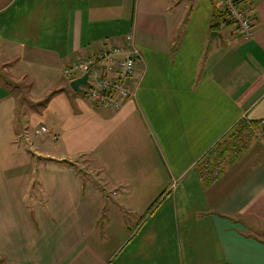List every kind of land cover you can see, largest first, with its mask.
<instances>
[{
	"label": "crops",
	"instance_id": "crops-1",
	"mask_svg": "<svg viewBox=\"0 0 264 264\" xmlns=\"http://www.w3.org/2000/svg\"><path fill=\"white\" fill-rule=\"evenodd\" d=\"M241 5L247 39L216 0H0V264H264V0ZM126 34L135 96L94 107L63 68Z\"/></svg>",
	"mask_w": 264,
	"mask_h": 264
},
{
	"label": "built area",
	"instance_id": "built-area-1",
	"mask_svg": "<svg viewBox=\"0 0 264 264\" xmlns=\"http://www.w3.org/2000/svg\"><path fill=\"white\" fill-rule=\"evenodd\" d=\"M220 13L219 26L231 23L238 35L247 39L253 21L241 5V0H216ZM141 53L132 34H126L116 43H102L89 56H82L63 68L64 76L70 81L87 73V83L80 85L83 99L94 107L118 110L122 103L135 96L134 79L136 64ZM256 135L264 136V118L255 128ZM218 173L216 167L205 168L203 174L213 183Z\"/></svg>",
	"mask_w": 264,
	"mask_h": 264
},
{
	"label": "water",
	"instance_id": "water-1",
	"mask_svg": "<svg viewBox=\"0 0 264 264\" xmlns=\"http://www.w3.org/2000/svg\"><path fill=\"white\" fill-rule=\"evenodd\" d=\"M87 77L88 74L85 73L81 77L74 78L69 81V86L76 92H80L81 91L80 85L87 83Z\"/></svg>",
	"mask_w": 264,
	"mask_h": 264
},
{
	"label": "rangeland",
	"instance_id": "rangeland-1",
	"mask_svg": "<svg viewBox=\"0 0 264 264\" xmlns=\"http://www.w3.org/2000/svg\"><path fill=\"white\" fill-rule=\"evenodd\" d=\"M243 135L245 136V132L243 133ZM247 137H249V135H248ZM247 137H246V138H247ZM208 166H209V165H207V163H204V165H203V170H204L205 168H209ZM76 167H77V168H80V171H83L84 168H88V161H87L85 158H80V159L77 160ZM210 168H211V167H210Z\"/></svg>",
	"mask_w": 264,
	"mask_h": 264
}]
</instances>
